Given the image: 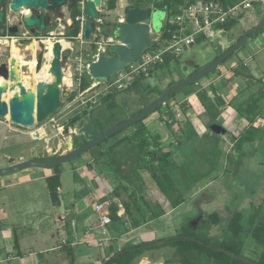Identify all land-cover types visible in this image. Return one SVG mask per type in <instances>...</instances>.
Wrapping results in <instances>:
<instances>
[{
    "label": "crops",
    "instance_id": "crops-1",
    "mask_svg": "<svg viewBox=\"0 0 264 264\" xmlns=\"http://www.w3.org/2000/svg\"><path fill=\"white\" fill-rule=\"evenodd\" d=\"M100 19L103 20V14ZM71 25L72 19L70 18V14L67 13L59 23H55L49 29L59 30V32L62 31V33H64V40L62 43L69 44V46L65 48L74 55L80 48L79 42L76 38L74 41H68L67 38H65L66 28ZM224 33H226V31ZM100 35L101 33L97 32L96 38H103L101 37L102 35ZM232 39L234 38L232 37ZM232 39L230 44L223 43L221 49L217 51L222 49L227 50L235 43ZM16 45L20 44L16 43L4 47V50L2 49L3 51L7 49L4 57L6 56L8 59L10 55H13ZM28 47V45L22 46L21 52L19 53L22 55L24 54L22 61L25 64H23V68L37 62L36 56L32 54L31 50H26ZM30 53L32 55L31 59L29 58ZM4 57L2 58V56H0L2 65L5 60ZM216 57H214V59ZM207 63L200 64L192 61L190 68L194 71L196 68L204 66ZM220 69H223L219 70L222 73L215 82L205 83L201 89L194 92L188 90V87L184 94H182V102H192V107H189L186 111L179 112L180 118H183L184 123L178 126L174 124V121L173 123L169 121L164 123L159 120V118L152 117L141 125L147 128L153 135H159L162 145L172 147L173 156L171 162L173 165V172L174 174L176 173L175 178L177 181H180L183 186L186 184L190 186V189L185 191L186 199L184 204L188 199L196 200L198 195L204 192L205 187L207 188L208 186L216 184L220 175L223 176V169L225 170L223 163L224 157L220 158L218 169L210 174L205 181V178H201L202 174H196V168L191 166V155L193 151L189 148L187 149L189 140L187 141L184 139V136L180 137L178 140L173 138L170 128H174L173 130L175 132L178 131L177 133L182 135L183 133L181 130L186 128V123L188 121L189 125L187 126L189 128L193 127L198 131L200 137H208L210 146L207 148L214 147L215 149V147H217L218 150L224 148L223 155L232 153L235 138L240 137L249 127L247 120L238 114L237 107L244 104L251 95L256 96L260 94L261 87H263V85L257 83L256 80H263L264 82V32L249 40L247 44L244 45V48L226 64L221 66ZM190 72L191 71H188V73ZM29 75L32 77L31 73H29ZM245 76L251 79L253 78V81L245 79ZM203 89L206 90L210 98L219 105L221 115L218 118V122L230 126V130H232L230 132L235 135L234 138L230 133L229 142H227L228 135H226L220 136L217 143L206 130L210 118L208 113L201 107L196 96V93ZM232 104L233 106H231ZM245 107H247V105H245ZM261 107V116L257 117L255 125L261 130V146H264V101L261 102ZM73 111L74 115L71 118H74L77 113L83 112L72 109L69 113ZM90 117L91 115L87 114L74 128L66 127L65 124L61 123H58L57 127L59 130L62 128L63 130L65 128H70V134L78 135V137H81V140H86L82 135L83 130H80V127L82 128L84 120L90 119ZM176 117L178 116L176 115ZM157 122L164 124L165 127H167V131L165 130L166 132L163 133H153L151 127ZM182 125H185V128ZM0 127L11 130V124H5L4 122L0 123ZM133 133L134 132H129L125 136L129 138ZM35 139H41V134L36 136ZM71 139L73 138L71 137ZM194 145L198 147L200 144L196 141ZM41 148V143L37 142V144L33 145L32 150L38 149L37 151H40ZM121 149L122 148H120L116 156L106 158L105 160L100 159L99 151H92L60 167L57 176L61 181V187L57 191L58 203L53 201L52 192L49 190L48 184L50 178L56 177L54 169L30 168L1 177L0 259L3 256V251H5L7 255L5 260H0V263L4 262L11 264L17 261L15 264H50L49 260L41 261L42 258L40 255L44 254L46 258L54 261V264H59V259L66 263L73 264L72 258L75 254L76 258H80L83 251H90V249L99 250L98 244H101L100 242L111 239H114L118 243L129 244L133 242L134 244H138L145 241H152V238L155 237V233L151 225H154L156 221L160 219L168 218L175 209H171L169 201L157 189L155 183L152 184L149 174L142 173L143 183L140 182L141 184H138H144L142 196H144L146 201L151 205L157 202L160 203L165 210V215L152 221H143L140 227L133 228L131 215L137 213L136 210L138 208L133 205L130 207V214H126L123 205L124 203H129L128 197L131 192L126 193L122 191L116 195L113 193L114 189L119 184V179L123 177L121 173L122 165L130 156L128 153H123V149ZM245 153L244 149V156ZM34 158L33 152L29 155L19 154L16 157H10V159H13L17 163ZM176 160H179V162L177 161L178 163H175ZM263 163L264 155L262 156L261 164ZM9 164L10 162L7 160L6 166ZM261 167L264 169V166ZM125 170L127 171V169ZM187 170H189V173ZM177 172L181 173L180 177L177 176ZM202 182H205L206 186H201ZM125 184L130 186L128 182ZM28 186H32V188ZM25 195H28V200ZM87 196H92L96 199L95 209L93 211H90L87 207V205H89ZM46 198L50 200V203L45 201ZM99 202L108 203L109 213H111L110 205H116L117 216L120 218L118 222L111 223L105 232L102 231L100 227V218L96 212V206ZM196 202L202 201L196 200L195 203ZM140 204L141 208L148 211L144 202L141 201ZM198 205L199 204L196 203V206ZM149 227L151 228L148 229ZM15 238L18 240V250H15ZM80 246H86L87 249H81ZM126 247L128 246L125 245L119 250Z\"/></svg>",
    "mask_w": 264,
    "mask_h": 264
},
{
    "label": "trees",
    "instance_id": "trees-1",
    "mask_svg": "<svg viewBox=\"0 0 264 264\" xmlns=\"http://www.w3.org/2000/svg\"><path fill=\"white\" fill-rule=\"evenodd\" d=\"M119 0H108L107 2V10L109 12H113L118 5ZM197 1H209V0H130L131 4L129 8H127L126 12H128L132 8H152L154 10L165 11L168 14L169 19L162 29L161 37L158 41L152 40L151 46L147 48L146 51H158L164 47L169 46L172 36L177 29V26L173 22V18L180 14L179 8L180 6L189 3L195 4ZM221 3L229 2V0H215ZM237 1V0H232ZM256 5V12L260 14V20L264 17V2L258 3ZM71 19L72 25L66 28L65 38L68 41H74L80 34V26H81V12L79 10L78 5L73 7L71 10ZM246 19V14L242 12L235 19L229 20L226 24L219 26V29H222L226 32H233L244 20ZM105 24H102L104 28V36L106 38L113 37L112 31L107 29L108 22L104 19ZM119 23H116L113 28L114 30L119 28ZM48 29L46 32L50 31ZM248 30V29H247ZM245 32V31H244ZM243 32V33H244ZM264 29L258 32H255L249 36V40L253 39L260 33H263ZM243 35V34H242ZM0 36H4L1 34ZM241 38V37H240ZM240 38L237 40L239 41ZM206 37L202 36L197 39L196 43L208 42ZM195 43V44H196ZM93 52L96 54L97 46L93 45ZM244 48V46L242 47ZM241 48V49H242ZM241 49L235 52L232 56H230L227 60L223 62L222 65L226 64L233 56H235ZM220 56L226 50H220ZM109 48H107L106 53L108 55H112ZM143 52V53H144ZM44 46L38 43L36 48V59L38 62V68L40 69L44 64ZM163 62L157 63L151 66V68L143 74L133 77L129 82L126 83V86L122 90H118L115 88L114 91L110 90L104 93L100 100L99 108L103 110L111 111L117 107L116 99L120 95V92H135L141 99V105L137 107L130 115L125 116L120 120H116L110 126H105V123H100L99 118H96L95 111L88 112L87 110L82 113H77L74 118H70L66 127L74 128L78 122H80L87 114H90L95 122L97 123V127L99 129V135L114 126L117 123L123 122L129 117L135 115L138 112H141L150 102H152L157 97L161 96L165 90H156V97L149 98L152 95L150 91H146L149 94H143V91L146 90L144 86V81L150 78H156L158 72H171L175 68H180L182 63V56H175L170 53L163 56ZM216 57V58H217ZM203 66L196 68L192 71L191 74L195 73ZM220 68L215 69L211 74L207 75L204 79L199 81L201 83L203 81L208 80V78L216 73ZM190 74V75H191ZM189 75L182 76L179 73L178 78H174L173 81L169 84V86L175 84L176 82L187 78ZM245 79L253 81V78L245 76ZM95 81L92 80L89 74H86L82 79L80 85V91H85L89 89ZM257 83H261L263 87H261L260 94L251 95L244 104H241L237 107L238 114L247 120L249 127L240 135V137H236L231 133V135L235 138L233 150L237 152L239 157L244 156V146L247 143L256 142L258 137L261 135V130L259 127L255 125V121L257 117L261 116V102L264 101V82L263 80H256ZM198 83L188 86L193 87ZM168 86V87H169ZM167 87V88H168ZM183 91V88L174 92L166 101L165 105L167 106L168 111L163 115L167 117V119H171L173 115L174 108L172 107L173 100ZM198 101L201 107L205 112L208 113L210 122V126L214 123H219L218 118L221 115L219 110V105L210 98L209 94L206 90H201L196 93ZM75 97L74 93L70 94L68 98V102L73 101ZM192 102H190L189 107H192ZM247 105V107H245ZM233 106V104L231 105ZM187 106L182 107V111H186ZM161 109L157 110L155 113H158ZM153 114L147 116L142 121L137 124L113 135L100 145H98V149L100 150V159L105 160L106 158L116 156L122 148L123 153H128L130 156L125 163H123L121 168V173L123 177L119 179L118 186L114 189V195L120 192L129 193V203H124V207L126 210V214H130V207L135 205L137 206V213H133L131 215V219L133 222V228H138L141 225V222L152 221L154 219H158L165 215V210L161 206L160 203L150 204L146 201L145 197L142 196V192L144 190V184L138 185L140 182L143 183L142 173H148L151 180L155 183L157 189L161 192V194L169 201L171 209L178 208L181 204L185 202V194L186 190L190 189L189 184L185 186H178L176 183V176L173 172V165L171 162V158L173 156V149L171 146H165L161 143V137L159 135H153L147 128L141 126L147 119L150 118ZM112 115H108L107 119ZM162 116V122L166 123L164 117ZM106 119V120H107ZM114 119V118H113ZM111 119L109 123L112 122ZM108 123V124H109ZM221 124V123H219ZM188 121L186 123V128L182 129V135H186V132L189 131V127L187 126ZM223 125V124H221ZM141 126V127H140ZM224 126V125H223ZM191 127V126H190ZM193 128V127H192ZM174 128H170L171 135L175 139H179L182 135H179L177 132L173 130ZM211 130V129H210ZM129 132H134L131 137L125 136ZM215 136L214 141L218 143L220 136ZM120 137V138H119ZM197 138L196 136H194ZM110 139H115L116 141L109 146ZM201 140H208V137H199L197 141L201 142ZM74 146L79 147L85 143L87 140H79V138L75 137L73 139ZM212 144V143H211ZM210 146V144L208 145ZM205 146L204 150H206V155L203 163H212L214 159L211 157V150ZM125 147V148H124ZM197 148V147H196ZM214 150V147H212ZM55 157H35L34 159H53ZM80 158V157H79ZM221 156L215 160V165L211 167L209 171V166H205L201 168L203 172H207V175H210L214 171L217 170V166L219 165V159ZM197 163V162H195ZM260 164V163H259ZM59 167L54 168L55 176L57 177L59 174ZM127 169V171L125 170ZM189 173V170H187ZM225 173L226 170H225ZM224 176V175H223ZM204 178V177H201ZM189 181V180H188ZM129 183L130 186H127L125 183ZM140 183V184H141ZM57 193V192H56ZM102 201V200H99ZM144 202V205L147 207L148 211H145L141 208L140 202ZM252 209H254V213L251 216L249 226L243 225V217L240 212H234L228 218L225 230V236L223 239L218 241H211L210 239H201L195 229H193L189 224L183 226L180 230L176 231V233L167 238L155 239L152 241H145L139 244H130L128 247L118 251V252H107V257L104 263L101 264H134L139 258L145 255L148 252H154L161 249H172L173 254L171 257L165 260V264H264V222L263 220V209H264V189L261 192V199L259 202H254L251 204ZM111 213V223H116L120 220L117 216V206L114 204L110 205ZM209 224L210 225H219L221 222V217L217 213H212L209 215ZM144 222V223H145ZM250 244H254L257 246L258 251L256 255L257 259H252L246 255V250ZM15 250H18V240L15 238ZM74 260V256L72 258Z\"/></svg>",
    "mask_w": 264,
    "mask_h": 264
},
{
    "label": "rangeland",
    "instance_id": "rangeland-1",
    "mask_svg": "<svg viewBox=\"0 0 264 264\" xmlns=\"http://www.w3.org/2000/svg\"><path fill=\"white\" fill-rule=\"evenodd\" d=\"M131 2L130 0H119L117 8L113 12H109L107 9L103 10V19L108 22L109 24H113L115 22H121L126 17V10L129 8ZM107 8V7H106ZM169 19L168 14L165 11H155V17H154V27L150 34L151 40H159L162 34V29L164 25L166 24L167 20ZM260 21V14L256 11H253L251 14H249L248 17L232 32H226L224 34H221L219 37H216L208 42H201L196 43L193 47H186L183 50V53L180 55L182 56V63L183 65L180 68H175L171 72H158L157 77L150 78L144 81V86L146 87V90L143 91V94H149L146 91L153 92L151 93L149 98H155L156 97V90H166L169 84L173 81L174 78L179 77V73H181L182 76L190 75L192 73V69L190 68V64L192 61H195L196 63L205 64L207 62H210L214 60V57L219 54L220 51H217L221 49L223 46V43L230 44L232 37V41L237 42V40L242 37V34L247 29L251 28L252 26L258 24ZM104 22V21H103ZM102 27V37L104 38V47L106 48L107 45L113 43L112 39L113 37L106 38L104 36ZM100 35V36H101ZM107 39V40H105ZM112 41V42H111ZM96 42L98 40L96 38H93V40L89 41L87 46H85V52L87 55L91 54V60L97 55L93 52L92 46L96 45ZM24 45V44H22ZM25 46V45H24ZM29 46V45H28ZM98 47V46H97ZM4 50V49H3ZM26 50H30V47H28ZM99 51V50H97ZM96 51V52H97ZM110 54V52H109ZM112 55L114 53L112 52ZM47 57V56H46ZM5 61L3 65H7L6 56L4 57ZM24 58V54H23ZM26 58V57H25ZM49 62L52 61V58L47 57ZM90 60V62H91ZM44 63L41 68L42 70L46 69V71H50V63ZM89 62V64H90ZM69 64H64V87H66L71 93L75 94V97L73 101L68 102V98L65 99V107L60 109L55 115H53L48 121L36 125L33 128H24L16 125H12L7 119H3L0 121L4 122L5 124H11V130L0 127V167L4 168L6 167L7 160H10V157H16L17 155L21 154H27L33 152L34 157H55L60 156L62 154H65L68 152L69 147L67 146V141L71 139V137L74 139L75 137H78V135H72V134H64L63 128L58 129L57 124H68V119H70L74 115V111L69 113L70 110L75 109L79 111L85 112L86 110L88 112L96 110L95 116L96 118H99L100 123H105V126H110L113 122H115V119L118 121L125 116L130 115L137 107L141 105V99L135 92H120L119 96L115 100L118 104L117 107L111 111L103 110L102 108H99L100 106V100L104 93L113 90V88H110L109 90H106V88L112 83V81L116 80L117 76L122 72L113 74V76L102 83L101 85H98L95 90H91L89 92L90 101L83 103L80 97V90L76 85V82L74 78L72 77V70ZM25 64V63H24ZM223 66V65H221ZM220 66V67H221ZM31 66L24 67L23 73L25 74L26 79L28 81L32 80V77H30L29 73H31L34 69L30 70ZM218 67V68H220ZM223 70V69H220ZM124 71V70H123ZM188 71H191L188 73ZM222 72L219 70L216 73H213L208 80L203 81L201 83H198L196 86L193 87H185L183 88V91L176 97L175 100L172 102V107L174 108L173 115L171 116V119L169 122L174 121L175 125H181L184 123L183 118L176 117L179 111H182L183 106H187L189 109V105L191 101L182 102L183 96L185 90H192L197 91L203 87L205 83L215 82V80L218 78L219 75H221ZM39 75V77H40ZM86 76V75H85ZM50 78H52L50 74ZM66 78L70 80V82H65ZM105 90V91H104ZM120 90V89H118ZM182 96V97H181ZM186 108V109H187ZM161 111H159L156 114H153L150 116L159 118V120L162 121V116L168 111L167 106L164 105L161 108ZM108 115H112L111 117H108ZM165 117V116H163ZM114 118V119H113ZM130 118V117H129ZM107 119V120H106ZM112 120L111 123L109 121ZM109 123V124H108ZM116 125V124H115ZM207 125V124H206ZM209 125V124H208ZM207 125V132L210 133L211 137H213L214 140L215 136L213 135V132L210 126ZM225 125V124H224ZM185 128V125H182ZM225 127L228 129L227 133V142L230 141V126L225 125ZM152 131L153 133H163L166 132L167 127H165L164 124L157 122L152 125ZM83 130L82 135L84 138L88 141H91L92 139L96 138L99 135V129L97 127V123L91 116L90 119H85L82 128L80 127V130ZM166 130V131H165ZM189 131L186 132V135L184 136V139L189 142L187 143V149L189 148L191 151H193L191 155V166L196 168L195 173L200 175L202 174V177L206 178L209 176L206 173L203 172L201 169L203 167V164H207L209 166V171L213 165H215V160L218 159V157L221 155V158H223L224 167L227 173H225V170L223 169V175H220V177L217 179L216 184H213L211 186L205 187L204 192H201L196 200L202 201V202H196L199 205L196 206L195 201L192 199H188L187 202L184 204H181L178 208L175 209V211L168 217L164 219H160L156 221L154 225H151L153 228V231L155 233L154 239H160V238H167L176 233V231L180 230L183 226H186L189 224L193 229H195L197 235L201 239H210L211 241H220L225 236V230H226V224L228 218L232 215L234 212H240L243 217V225L249 226L251 216L254 213V209H252L251 204L254 202H259L261 199V192L264 189V169L261 166H264V163H262V156L264 155V146H261V136L258 137L256 142L247 143L244 146L245 149V156L239 157L236 151L232 149V153H228L226 155H223V149L218 150L217 147L213 150L211 147V157L214 159V162L212 163H203L204 158L206 155V150H204L205 146H208L210 141L208 140H201V142H198L200 145L196 148L195 142L197 141V138L200 137V133L196 131L194 128H189ZM177 131V130H176ZM178 132V131H177ZM41 134V139H35L36 136ZM179 134V133H178ZM180 135V134H179ZM181 136V137H182ZM196 136L197 138H195ZM218 136V135H217ZM50 140H49V139ZM120 138V137H119ZM48 139V140H47ZM260 139V141H259ZM47 140V141H46ZM81 140V139H80ZM88 141V142H89ZM116 140L110 139L109 146L112 145ZM37 142H40L42 145V148L40 151H37L38 149L32 150L33 145L37 144ZM209 147V146H208ZM99 151L98 146L96 148L91 149L85 154H89L90 152ZM10 156V157H9ZM179 160H176L175 163H178ZM220 161V159H219ZM197 162V163H195ZM260 163V164H259ZM68 164V163H67ZM61 165L60 167H62ZM219 166H217L218 169ZM188 168V166H187ZM212 174V173H211ZM176 175V173H175ZM177 176L180 177L181 173L177 172ZM152 184H154L153 181H151ZM177 185H182L180 181H176ZM204 183V184H203ZM31 185V184H30ZM206 186L205 182H202L201 186ZM203 186V187H204ZM31 187L32 186H28ZM26 187V188H28ZM199 187V186H198ZM25 197L28 198V195ZM89 199V205L87 207L90 211H93L95 209L96 199L92 196H87ZM47 203H50V200L46 198L45 200ZM212 213H217L221 217L220 224L217 225H210L209 224V215ZM264 222V209H263V220ZM149 227L148 229H150ZM119 228V227H118ZM101 244H98L99 250H91L87 251L86 246H80L81 249H84L86 251L82 252V256L80 258H76V254L74 255V260H72L73 264H101L104 263L107 257V252H118L119 249L123 248L125 245L129 246V243H118L114 239L107 240L105 242H100ZM129 244V245H128ZM131 244H134L131 243ZM139 244V243H138ZM258 251V248L254 244H250L248 246V249L246 250V255L252 259H257L258 256L256 255V252ZM173 254V250L166 248L161 249L154 252H148L145 255H143L141 258H139L134 264H165V260L169 257H171ZM6 253L3 251V256L1 257V261L6 259ZM40 257L43 260H49L50 264H54V261H52L49 258H46V255L41 254ZM59 264H70L66 263L65 261L58 260ZM17 262V261H15ZM15 262L11 264H15ZM46 263V262H44ZM0 264H8V263H0Z\"/></svg>",
    "mask_w": 264,
    "mask_h": 264
},
{
    "label": "water",
    "instance_id": "water-1",
    "mask_svg": "<svg viewBox=\"0 0 264 264\" xmlns=\"http://www.w3.org/2000/svg\"><path fill=\"white\" fill-rule=\"evenodd\" d=\"M102 0H87L84 7V13L89 20L85 23L84 37L86 40H92L95 33L94 23L100 19L101 12L99 6ZM8 11L13 14L21 15L22 22L32 33H45L48 28L55 23H59L64 18V9L73 8L76 0H8ZM3 0H0V5ZM30 14H23L25 11ZM155 11L152 8H132L126 13L125 21L121 22L119 28L112 32L113 43L109 44L110 52L114 55H108L106 51L100 52L89 64L88 70L92 80L98 85L109 80L113 74L125 70L130 64L136 62L141 54L151 46L150 37L154 27ZM6 11L0 12V23L5 22ZM264 29V17L258 24L246 30L239 41L230 46L224 53L208 62L201 69L189 75L187 78L169 86L161 96L150 102L141 112L136 113L123 122L117 123L91 141L76 147L73 139L67 142L69 151L53 159H30L21 162H15L10 159V164L0 168V178L12 173L30 168L54 169L65 165L81 155L87 153L93 148L112 137L113 135L137 124L147 116L155 113L165 105L167 99L176 91L194 85L211 74L220 67L225 60L247 44L249 36L255 32ZM18 32L17 28L11 29L10 34ZM1 38V37H0ZM118 39V40H117ZM2 38L0 39V41ZM117 40V41H115ZM111 41V42H112ZM34 55V46L28 44ZM6 46L0 42V56H4L6 51L2 49ZM21 45H16L15 55L18 50L21 52ZM19 53V52H18ZM71 51L67 50L62 41L54 43L53 59L50 63V80H41L39 75L41 69L36 68L32 71V80L28 81L23 74V65L13 55L7 60V65L0 62V120L7 119L11 124L33 128L36 125L48 121L60 109L65 107V99L70 97L71 92L64 87V67L63 61L67 59ZM211 130L218 136H226L228 129L219 124L211 125ZM64 134L71 132L70 128H65ZM49 190L52 192V199L58 203L57 191L61 187L59 177H52L48 180Z\"/></svg>",
    "mask_w": 264,
    "mask_h": 264
},
{
    "label": "built area",
    "instance_id": "built-area-1",
    "mask_svg": "<svg viewBox=\"0 0 264 264\" xmlns=\"http://www.w3.org/2000/svg\"><path fill=\"white\" fill-rule=\"evenodd\" d=\"M86 1L87 0H82L81 2H79V8L81 12V26L80 35L76 38V40L79 42L80 48L76 53H74L70 65L72 70V77L74 78L79 90L82 79L86 74H89L88 67L91 60V54L87 55L85 52V46H87V44L89 43L84 37L86 18L84 7ZM107 2L108 0L106 1V3H104L105 7L107 6ZM263 2L264 0H229V2L221 3L219 1L209 0L205 2L197 1L195 4L186 3L180 6V14L173 18V22L177 26V29L172 36L169 46L164 47L158 51H146L142 53L141 56L136 60V62L130 64L117 76L116 80L110 83L106 90H109L110 88H118L122 90L126 86V83L129 82L133 77L146 73L152 65L163 62V56L168 53L175 56H180L183 53L184 48L192 47L193 45H195L197 39L202 36L206 37L208 40L219 37L225 32L224 30L219 29V26L226 24L229 20L235 19L242 12L246 14V17H248L249 14H251L253 11H256L255 4ZM124 21L125 18L121 22ZM97 32H100L99 27L93 35L94 38H96ZM63 36L64 33H62V31L59 32V30H50L40 36L35 37V39L33 40L38 41L44 46L45 64L49 62L46 55L48 52H50V48L52 49L51 52L53 55L54 43L58 40L63 42ZM1 38L2 40L0 42H3L7 46H10L12 44L14 45L16 43L21 44V40H19L20 37L6 36ZM23 38H25V36H23ZM100 39L102 41V39L104 38ZM101 41L96 42V45L98 46L97 50H99L97 51V55L102 51H106V48L104 47V44L101 43ZM24 45L26 46V44ZM97 86L98 84L94 82L89 89L80 91V97L83 103L90 101V99H88L89 97L87 96L89 95V92L91 90H95ZM179 112L177 114L178 117H180ZM164 119L165 121H169L167 117H164ZM108 207L109 205L107 202H99L96 206V212L100 218V227L104 232L111 224Z\"/></svg>",
    "mask_w": 264,
    "mask_h": 264
},
{
    "label": "flooded vegetation",
    "instance_id": "flooded-vegetation-1",
    "mask_svg": "<svg viewBox=\"0 0 264 264\" xmlns=\"http://www.w3.org/2000/svg\"><path fill=\"white\" fill-rule=\"evenodd\" d=\"M8 0H3V4L2 5H0V12L2 11V10H5L6 11V16H5V22L4 23H0V35L1 34H4V36H1V37H6V36H12V37H20L19 38V40H21L20 42H21V46H23L22 44H26V45H28L29 43L30 44H32V45H34V52H35V56H36V48H37V45H38V41H33L34 39H35V37H37V36H40V35H42L43 33H32V31H31V29L30 28H27L26 26H25V24L22 22V17H21V15H17V14H13V13H10L9 11H8V7H7V2ZM82 0H76V4H75V6H77L78 5V7H79V2H81ZM106 1L107 0H102L101 1V5L99 6V10H100V12H101V16H102V14H103V10L104 9H107L105 6H104V3H106ZM74 6V7H75ZM72 8H65L64 9V17L66 16V14L67 13H69L70 14V18H71V10ZM79 10H80V8H79ZM66 13V14H65ZM23 14H30V11L28 10V11H25V13H23ZM104 15V14H103ZM101 16H100V18H101ZM89 20V18H85V23L87 22ZM101 19H99V20H97L95 23H94V25H95V31L97 30V28L99 27L100 28V33H102V24H105V22H103V20H101ZM116 23H121L120 21L119 22H115V23H113V24H107L108 26H106V28L107 29H109V30H111L112 32L114 31V29L115 28H113L114 26H115V24ZM14 28H17L18 29V32L16 33V34H14V35H12V34H10L9 32H10V30L11 29H14ZM49 29V28H48ZM47 31V30H46ZM103 32H104V29H103ZM23 36H25V38H23ZM113 36V35H112ZM93 40V39H92ZM98 41H101V39H97ZM105 40H107V39H105ZM118 40V39H117ZM117 40H115V41H117ZM88 42L89 41H91V40H87ZM34 42H35V44H34ZM101 42H104V39H102V41ZM104 44V43H103ZM5 47H8L7 45L5 46ZM107 48H109V45H107V47H106V51H107ZM48 54L49 53H47V57H48ZM112 56V55H111ZM114 56H115V54H114ZM4 57V56H3ZM2 57V58H3ZM31 57H32V55H31V53H30V55H29V58L31 59ZM50 58V57H49ZM72 58H73V54L71 55H69L68 57H67V59H65L64 61H63V66H64V64H68V62H72ZM8 59H6V61H7ZM5 61V60H4ZM30 62H32V61H30ZM33 65H34V69L36 68L38 71L42 68H38V62H35V63H33ZM50 71H49V75L47 76V78H49L50 77ZM33 75V73L31 72V76Z\"/></svg>",
    "mask_w": 264,
    "mask_h": 264
},
{
    "label": "bare ground",
    "instance_id": "bare-ground-1",
    "mask_svg": "<svg viewBox=\"0 0 264 264\" xmlns=\"http://www.w3.org/2000/svg\"><path fill=\"white\" fill-rule=\"evenodd\" d=\"M63 46L64 47H68L69 46V44H67V43H63ZM51 47H52V45H51ZM15 51V50H14ZM13 51V56H15L20 62H21V65H23L24 63H23V61H22V59H23V55L22 54H19L20 53V50H18V52H16V55H15V52ZM52 49L50 48V52H48L49 54H48V57H50V58H52L53 57V55H52ZM30 70L31 69H34V65L33 64H30ZM34 71V70H33ZM43 72H42V74L40 75V79L41 80H50L51 78L49 77V78H47V76L49 75L48 74V71H46V69H43L42 70ZM2 79V77H1V75H0V80ZM25 80H27V87L29 86V82H28V79H26V77L24 78ZM66 81L65 82H70V80L68 79V78H66L65 79Z\"/></svg>",
    "mask_w": 264,
    "mask_h": 264
}]
</instances>
